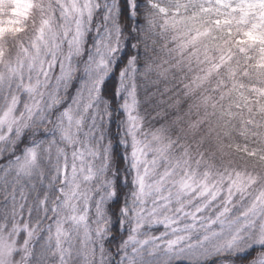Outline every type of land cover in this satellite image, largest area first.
Masks as SVG:
<instances>
[{
    "label": "snow or ice",
    "instance_id": "1",
    "mask_svg": "<svg viewBox=\"0 0 264 264\" xmlns=\"http://www.w3.org/2000/svg\"><path fill=\"white\" fill-rule=\"evenodd\" d=\"M0 264H264V0H0Z\"/></svg>",
    "mask_w": 264,
    "mask_h": 264
}]
</instances>
